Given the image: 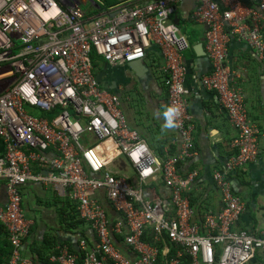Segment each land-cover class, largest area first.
Returning <instances> with one entry per match:
<instances>
[{
    "label": "built area",
    "instance_id": "built-area-1",
    "mask_svg": "<svg viewBox=\"0 0 264 264\" xmlns=\"http://www.w3.org/2000/svg\"><path fill=\"white\" fill-rule=\"evenodd\" d=\"M113 1L90 14L98 8L92 0H0V181L9 197L0 226L14 246L9 264H34L23 256L32 232L22 194L29 183L66 191L97 240L88 248L84 240L78 243L85 251L80 263L59 247L51 262L184 264L189 257L188 264H263L255 257L264 255V230H234L246 204L234 194L231 177L259 162L260 132L249 120L238 74L229 66V46L234 39L247 45L264 70V0H191L186 16L205 26L210 72L199 85L214 94L237 133L234 155L213 173L220 212L207 213L202 225L194 222L188 197L199 173L180 174V166L196 156L186 88L185 55L191 48L179 27L187 0ZM152 48L161 57L167 108L180 111L173 127L177 154L162 160L128 128L120 98L98 83L91 59L95 51L106 65L119 67L144 60ZM27 105L42 116L30 115ZM109 139L133 169L136 187L92 151L93 144ZM158 180L170 197L150 202L143 190ZM106 206L118 222L109 220ZM114 236L130 251L122 253Z\"/></svg>",
    "mask_w": 264,
    "mask_h": 264
},
{
    "label": "crops",
    "instance_id": "crops-1",
    "mask_svg": "<svg viewBox=\"0 0 264 264\" xmlns=\"http://www.w3.org/2000/svg\"><path fill=\"white\" fill-rule=\"evenodd\" d=\"M191 0L180 7L179 14L186 16L191 9ZM201 28V41L205 26ZM196 47V45H194ZM193 47V48H194ZM152 48L144 59L147 72L136 77L127 65L110 67L104 64L100 70L105 71L102 82L114 84L112 90L121 101V110L131 130L139 133L149 149L159 159L174 156L178 151L179 138L173 128H164V112L167 110V90L165 78L160 73L161 57ZM230 67L238 74L237 86L242 88L247 115L252 125L256 126L259 135V162L240 170L232 177L234 194L246 204V213L236 224L235 231L258 234L264 230V70L255 53L247 45L232 40L229 46ZM187 69L186 88L188 89V113L195 126L194 142L196 156L180 166V174L187 176L198 172L199 177L188 193L191 205L195 210L194 222L202 225L207 213L220 212L221 197L213 181V173L220 170L224 163L234 155L232 142L237 133L229 123L226 112L217 105L214 94L205 91L199 85V79L209 74L208 58L198 56L195 51L185 55ZM99 73V72H98ZM1 149V142H0ZM103 158V157H102ZM117 166V164H115ZM117 169L125 173L126 165L121 162ZM117 171V170H116ZM36 172V169H35ZM125 175V174H124ZM132 187H136V176L125 175ZM143 197L148 201L168 199L170 192L161 180L153 182L143 190ZM9 202L8 189L5 181H0V212ZM70 209L67 192L56 186H44L29 183L23 191V210L26 218L32 222V232L24 244L25 255L31 258L32 245L41 248L47 238H52L55 245L70 246L76 242L78 230L65 228L61 224ZM111 222H118V215L106 206ZM66 210L67 213L63 211ZM170 214L173 211L169 210ZM89 242H95L94 234L86 225L83 228ZM122 253H126V245H117ZM31 252V253H30ZM255 262L264 264V255L258 252Z\"/></svg>",
    "mask_w": 264,
    "mask_h": 264
},
{
    "label": "trees",
    "instance_id": "trees-1",
    "mask_svg": "<svg viewBox=\"0 0 264 264\" xmlns=\"http://www.w3.org/2000/svg\"><path fill=\"white\" fill-rule=\"evenodd\" d=\"M113 3H114L113 0H111L110 2H107L106 0H101L100 9H104L105 7ZM199 35L201 37L200 32H199ZM200 41L201 39L198 41V43ZM154 49L156 50V48ZM191 52H193V48L191 49ZM93 56H96L98 59L93 60ZM91 59H92L95 71L97 73L100 72V70L103 68L105 64V61L101 57H99L95 51H92ZM231 181H232V177H231ZM66 205L69 207L68 203ZM63 212L67 213L66 210H64ZM68 212L69 213L67 214L66 218L62 219L61 224L65 222L64 223L65 228L68 230H70V228H72L71 230H78V237H77L76 242H74L75 240L73 239L74 241L72 240L71 243H68L70 246L67 247L63 244H59V248L66 249V251L70 255H76L78 257V262L80 263L81 262L80 260L81 258H83L85 251L79 248L78 243L81 240H84L87 243V248H88V247H91L95 242H97V240L94 236L95 242H89L87 239V236L85 235V231H83V228L84 226H86V224L82 220L79 219L75 210L70 209ZM114 238H115V243L120 244L122 242L121 236H114ZM56 247H57V244L55 245L52 238H47L43 242L41 248H35L32 245V253L31 252L30 253L32 255L31 259L34 262V264H58L55 262H51L49 259L51 255L59 254L58 248ZM13 253H14V246L10 242L9 234L3 226H0V264H9ZM23 256L27 257L25 255V249L23 250ZM188 260H189V257H184L183 258L184 264H188L189 263Z\"/></svg>",
    "mask_w": 264,
    "mask_h": 264
},
{
    "label": "rangeland",
    "instance_id": "rangeland-1",
    "mask_svg": "<svg viewBox=\"0 0 264 264\" xmlns=\"http://www.w3.org/2000/svg\"><path fill=\"white\" fill-rule=\"evenodd\" d=\"M107 2H110L111 0H106ZM84 9H88L89 5L87 3H83L81 5ZM187 16V15H186ZM186 16H182L183 20L180 22V34L184 35L185 38H187L188 43L190 44V48L192 49L194 45L198 44V41L201 39L199 32H201V28L199 25L193 23L192 21H189L186 19ZM98 59L96 56H93V60ZM27 112L34 116V117H41L42 112L38 110L37 108H33L29 105L26 106ZM92 151L98 156L103 157V162L106 168L109 171H116L117 166L123 162L126 165V171L125 175L132 176L133 175V169L130 167V165L127 163V161L123 158L120 151L117 149L115 143L113 140H105L101 143H95L92 145ZM117 164V166L115 165ZM23 194V193H22Z\"/></svg>",
    "mask_w": 264,
    "mask_h": 264
},
{
    "label": "water",
    "instance_id": "water-1",
    "mask_svg": "<svg viewBox=\"0 0 264 264\" xmlns=\"http://www.w3.org/2000/svg\"><path fill=\"white\" fill-rule=\"evenodd\" d=\"M92 1L95 2L97 0H92ZM193 50L198 56H202V57L206 56L204 48H203V43L198 44L196 47H194ZM127 66L135 74L136 77H142L147 72V67L145 66V63L143 60H137V61L130 62L127 64ZM104 75H105L104 70L98 73V75L96 76V80L98 81V83L100 84L103 83L102 78ZM109 89L114 90L115 85L110 84Z\"/></svg>",
    "mask_w": 264,
    "mask_h": 264
},
{
    "label": "clouds",
    "instance_id": "clouds-1",
    "mask_svg": "<svg viewBox=\"0 0 264 264\" xmlns=\"http://www.w3.org/2000/svg\"><path fill=\"white\" fill-rule=\"evenodd\" d=\"M96 4V6L98 8H91L89 10L90 14H94V13H97V10L100 8V4L98 3V0L94 2ZM198 45V44H197ZM196 45V46H197ZM203 48H204V45H203ZM194 49V48H193ZM191 51V49H190ZM205 51V50H204ZM206 54V53H205ZM207 57V56H206ZM144 61V60H143ZM128 64V63H127ZM126 64V65H127ZM124 66V65H123ZM98 75V74H97ZM102 84V83H101ZM103 84H105L103 82ZM107 87L109 88V85H107ZM112 91V90H110ZM180 115V111L178 108L174 107V106H170L167 108V110L164 112V118H165V124H164V128L166 129H171L173 127L176 126L175 124V120H176V117H178ZM128 126V125H127ZM129 128V126H128ZM130 129V128H129ZM131 130V129H130ZM132 131H135V130H132ZM124 158V157H123ZM125 159V158H124ZM131 167V166H130ZM70 205H71V202L69 201ZM76 212V211H75Z\"/></svg>",
    "mask_w": 264,
    "mask_h": 264
}]
</instances>
